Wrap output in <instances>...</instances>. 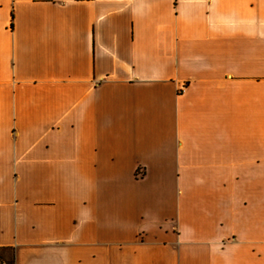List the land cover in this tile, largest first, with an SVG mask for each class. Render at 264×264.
<instances>
[{"label": "crops", "instance_id": "0c3cea01", "mask_svg": "<svg viewBox=\"0 0 264 264\" xmlns=\"http://www.w3.org/2000/svg\"><path fill=\"white\" fill-rule=\"evenodd\" d=\"M0 247L264 264V0H0Z\"/></svg>", "mask_w": 264, "mask_h": 264}, {"label": "trees", "instance_id": "16d2710c", "mask_svg": "<svg viewBox=\"0 0 264 264\" xmlns=\"http://www.w3.org/2000/svg\"><path fill=\"white\" fill-rule=\"evenodd\" d=\"M0 264H16L15 249L0 247Z\"/></svg>", "mask_w": 264, "mask_h": 264}]
</instances>
